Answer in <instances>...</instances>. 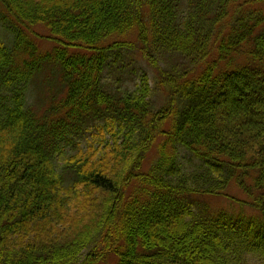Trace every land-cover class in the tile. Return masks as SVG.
<instances>
[{
    "label": "trees",
    "instance_id": "trees-1",
    "mask_svg": "<svg viewBox=\"0 0 264 264\" xmlns=\"http://www.w3.org/2000/svg\"><path fill=\"white\" fill-rule=\"evenodd\" d=\"M263 2L0 0L15 36L11 48L0 42V264L264 259L262 19H228L231 7ZM35 26L50 33L38 38L54 41L51 51L28 40ZM134 36L160 75L159 108L146 74L132 93L104 84L109 51ZM165 54L185 63L160 74ZM96 135L104 143L84 148ZM179 147L204 169L185 173ZM231 183L248 201L226 196ZM205 196L259 215L212 214L196 198Z\"/></svg>",
    "mask_w": 264,
    "mask_h": 264
},
{
    "label": "rangeland",
    "instance_id": "rangeland-1",
    "mask_svg": "<svg viewBox=\"0 0 264 264\" xmlns=\"http://www.w3.org/2000/svg\"><path fill=\"white\" fill-rule=\"evenodd\" d=\"M186 2V0H185ZM230 9L231 15L230 19L233 25H238L241 23V20H252L250 24H254L257 19H262L261 25L257 29V34H264V2L263 3H250L244 5L234 13L232 7ZM3 13L5 9L0 5V42L4 43L7 47L11 48L15 36L14 34L7 29L8 23L3 20ZM182 19L186 18V13L183 14ZM246 23V21H244ZM26 36L30 42H32L37 48L40 54L51 51L56 45V43L49 38H38V36L50 37V33L43 26H35L31 31H25ZM134 36L129 40L127 46L122 47L121 49L109 51V63L111 67L107 70L105 74L104 84L107 86L108 90L112 92L123 93H132L136 90L137 82L139 76L146 74L149 79V86L151 88L152 101L154 102L156 108H159L165 103L164 91L162 89L161 93L157 92L158 83L160 80V75H158L157 70L152 67L149 63L141 59V54L138 53V47L140 45L137 43V39ZM124 40V39H120ZM252 46H245V51H249ZM159 68L161 70L160 74L169 72L171 67L177 66L179 64L185 63L181 57H173L171 55L165 54L162 57H158ZM111 61V62H110ZM115 62V63H114ZM246 59L243 57L239 60V64L245 65ZM202 67L196 68L193 74H190L189 77L193 78L200 73ZM166 81V80H164ZM167 84V83H166ZM166 90V88L164 87ZM36 88H30L28 95V103L31 105L35 103L36 100ZM169 123L166 124L165 128L169 129ZM109 139V137L107 138ZM87 143H104L102 138L98 135L87 137L86 141H83V147H87ZM156 149V147H154ZM178 147L176 148V151ZM180 150V149H179ZM179 158L183 171L185 173H198L201 172L204 167L202 163L195 159L192 155L180 150ZM147 167V166H146ZM62 171V170H60ZM59 171V172H60ZM247 184L252 185V175L247 178ZM227 194L242 201H248V197L241 191L235 184H232L226 190ZM197 200L203 204L202 209L208 210L212 214H216L220 211H224L230 216L236 217L238 219L239 215L242 216V219L248 220L251 217H258V213L251 209L249 206L244 205L241 209L237 203H234L232 200L225 198L223 196H211V197H197ZM197 211V210H196ZM115 257L113 255H108L107 258L101 261L99 264H115ZM247 264H264V259L259 257L249 258Z\"/></svg>",
    "mask_w": 264,
    "mask_h": 264
}]
</instances>
